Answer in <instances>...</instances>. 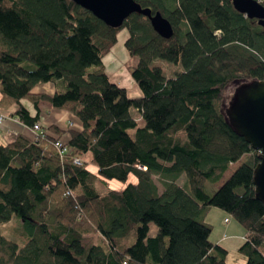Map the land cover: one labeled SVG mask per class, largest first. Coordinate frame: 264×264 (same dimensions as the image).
<instances>
[{
    "label": "trees",
    "instance_id": "trees-1",
    "mask_svg": "<svg viewBox=\"0 0 264 264\" xmlns=\"http://www.w3.org/2000/svg\"><path fill=\"white\" fill-rule=\"evenodd\" d=\"M134 1L161 14L172 36H158L143 15L122 23L142 94L130 99L101 60L120 28L71 0H0V110L15 107L12 117L32 127L39 117L21 101L44 102L82 126L41 127L0 145V226L20 223L0 234V264H226L227 250L209 240L212 208L244 230L245 264H264V204L252 183L259 152L224 114L228 88L264 81V31L232 0ZM155 60L182 71L165 79ZM48 82L54 96L31 93ZM62 134L70 152L60 159L52 144ZM245 155L210 195L205 183ZM106 180L126 186L101 193ZM151 223L159 233L149 238Z\"/></svg>",
    "mask_w": 264,
    "mask_h": 264
},
{
    "label": "water",
    "instance_id": "water-1",
    "mask_svg": "<svg viewBox=\"0 0 264 264\" xmlns=\"http://www.w3.org/2000/svg\"><path fill=\"white\" fill-rule=\"evenodd\" d=\"M88 11L107 27L120 28L132 13L148 19L154 32L161 38L172 36V26L157 12L142 8L134 0H71ZM235 11L248 20L253 19L264 31V0H232ZM225 118L237 135L246 141L252 151H258V163L253 169L255 199L264 204V81L242 83L234 87L225 106Z\"/></svg>",
    "mask_w": 264,
    "mask_h": 264
},
{
    "label": "rangeland",
    "instance_id": "rangeland-1",
    "mask_svg": "<svg viewBox=\"0 0 264 264\" xmlns=\"http://www.w3.org/2000/svg\"><path fill=\"white\" fill-rule=\"evenodd\" d=\"M128 36H129V31L127 27L122 26L116 34V38H117L116 44L112 47V50L110 53L103 55L101 60L103 62V71H105V73L109 77V81L118 84L119 87H121L122 89L124 88L125 91L127 92L128 98L134 99V98L141 97L142 94H141V91H139L135 81L132 80L131 78V69L136 65L137 59L134 57L130 58L124 46L125 41L129 38ZM154 63L159 68L162 69L163 77L165 79L174 78L177 73L182 71L180 64L172 65L167 62L160 61V60H155ZM233 89L234 87L231 86V88H228V90L226 91V94H225L226 101L224 102L225 106H227L228 102L230 101V96L232 95ZM22 103L25 107L27 106L31 108L32 110H34L33 109L34 106H32L27 99L22 100ZM131 113L134 118L135 117L139 118L138 113H136L135 111L131 110ZM140 126H142V124H140ZM130 134L132 135L133 131H131ZM3 144L5 143L3 142ZM247 157L248 155H245L241 159V161H244L245 158ZM152 178L156 186L162 191L164 188L162 187L161 183L155 177H152ZM185 180H186L185 176L181 177L177 181V185H181L182 183L185 182ZM128 182H135V178L129 177ZM125 186H126L125 184L120 183L118 181L106 180V182L102 184L101 187L98 188V190L99 192L102 193V192H106V189L117 190V189H121L122 187L124 188ZM206 186H207L206 188L207 192L210 195L213 194L215 185L207 183ZM220 213H222V210L218 208H212L205 216L206 223H208L212 229L211 234L209 236V240L211 241L215 240L214 232L218 230L217 224H219V222L223 220V217H221ZM223 216L229 219L231 223L230 226L240 227L238 223H236L232 219V217H230L229 215L224 213ZM11 224H20V223L17 222L15 219H13L12 221H10V223L6 224L5 226H2V227L0 226V234L4 235L5 237H9L8 228L10 227ZM148 231L149 232H148L147 237L149 238L155 237L159 233V231L157 230V227L153 223L149 224ZM234 241L235 240L230 241V244L232 246L231 245H228V247L226 246V249L228 250V255L226 257V264H245L246 260L244 259V257L238 253V250L236 248H234L238 243H241V241H235V242Z\"/></svg>",
    "mask_w": 264,
    "mask_h": 264
},
{
    "label": "crops",
    "instance_id": "crops-1",
    "mask_svg": "<svg viewBox=\"0 0 264 264\" xmlns=\"http://www.w3.org/2000/svg\"><path fill=\"white\" fill-rule=\"evenodd\" d=\"M32 94L34 95H46V96H54L55 93V85L52 83H47V84H38L36 85L35 88L32 89L31 91ZM30 103V102H29ZM31 104V103H30ZM22 107H24L26 110H28L29 114L31 117L37 116L39 117L37 124L39 123L41 127L43 128H49V126H54L58 128L61 131H70V130H75V131H81L82 126L79 120L73 116L71 113L69 114L68 112H65L63 110H55L52 108L47 103L44 102H39L37 104V108L33 107L34 110H32L29 107H25L21 101ZM32 105V104H31ZM16 108L13 107L9 110L1 111L0 114L3 115V121L0 123V145H7V143H11L14 141V139L17 137L18 134L25 136L27 139L28 138H34L35 133L32 131V128L30 126H25L22 124L20 121L17 119L13 118L12 115L15 112ZM38 110V112H37ZM60 138H63L68 141V137L65 134H62ZM3 142L5 144H3ZM84 158L88 159L87 156ZM242 159V158H241ZM241 159L235 164H232L228 170L224 173L223 178L214 183L215 188L214 191H216L218 188L222 186V184L225 182V180L231 175L232 172L235 171V169L240 166V164L243 163ZM87 169L91 173H96L97 169L95 166H88ZM230 174V175H229ZM183 177V176H182ZM227 177V178H226ZM153 179V178H152ZM154 182V181H153ZM156 185V184H155ZM207 183H205V186ZM156 188H158L156 186ZM207 188V186H206ZM118 190H123V187ZM159 194L163 192L158 188ZM221 217H223V220L217 224L218 230L215 231V236H214V241H212L213 244L215 245H220L222 248L226 249V246L230 244L231 240L235 241H241V243H238L234 248L238 250V247L242 244V241L245 239L244 238V230L242 227L238 226H230L231 223L228 221L227 224L224 223L227 217H224V213L222 211ZM229 220V219H228ZM234 241V242H235ZM232 246V245H231ZM228 252V250H227Z\"/></svg>",
    "mask_w": 264,
    "mask_h": 264
},
{
    "label": "built area",
    "instance_id": "built-area-1",
    "mask_svg": "<svg viewBox=\"0 0 264 264\" xmlns=\"http://www.w3.org/2000/svg\"><path fill=\"white\" fill-rule=\"evenodd\" d=\"M258 3H261L262 0H256ZM3 115L0 114V123L3 121ZM32 128V131L35 133V136H39L43 133V129L41 128L40 124H35L34 126L31 127ZM66 143H67V140L63 139V138H60L58 140H56L52 145H53V148L57 150L58 152V155H59V158L61 159L65 154H68L70 151L69 149L66 147ZM74 163L75 164H80V160L79 159H74ZM228 219H226L224 221L225 224L228 223Z\"/></svg>",
    "mask_w": 264,
    "mask_h": 264
}]
</instances>
